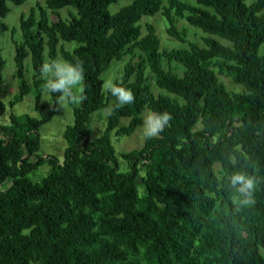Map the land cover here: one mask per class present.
Instances as JSON below:
<instances>
[{"label": "trees", "instance_id": "trees-1", "mask_svg": "<svg viewBox=\"0 0 264 264\" xmlns=\"http://www.w3.org/2000/svg\"><path fill=\"white\" fill-rule=\"evenodd\" d=\"M27 1L0 0V19L10 3ZM123 1L130 5L112 14L110 6ZM248 1L45 0L22 17L19 98L9 104L35 92L39 117L11 113L0 125V264H264V0ZM69 7L77 16L50 20L49 12ZM159 14L169 36L188 48L162 50L152 25L143 34V18ZM179 20L207 35L204 46L187 41ZM9 30L0 23V36ZM65 43L78 47L69 51ZM47 52L49 60L61 56L85 68L84 101L64 133L63 160L39 156L41 128L59 106L53 98L51 110L41 104ZM126 57L116 83L135 100L120 107L103 90V75ZM4 66L0 53V87ZM219 76L243 91L230 92ZM109 106L106 130L93 137V115ZM7 109L0 100V118ZM146 110L171 114L170 126L117 155L111 136L135 134ZM45 165L50 173L34 183L30 176ZM235 172L256 179L254 204L229 194Z\"/></svg>", "mask_w": 264, "mask_h": 264}, {"label": "rangeland", "instance_id": "rangeland-1", "mask_svg": "<svg viewBox=\"0 0 264 264\" xmlns=\"http://www.w3.org/2000/svg\"><path fill=\"white\" fill-rule=\"evenodd\" d=\"M167 2V0H164ZM257 0H249L248 3L251 4L256 2ZM166 4V3H165ZM38 5L45 7V0H28L22 6H16L12 3L9 4L10 13L5 19H0V23L5 24L9 27V31L3 33L0 36V53L2 56V60L5 63L3 69V83L0 87V100H2L5 104H7V113L5 117L0 118V125H6L9 123V116L11 113L17 116H31V117H39V114L35 111L36 104V94L33 92L29 96L25 97L22 101L14 102L16 103L14 107H10L11 102L17 101L19 98V81L16 76V44H21L23 42L22 32L20 30L21 19L22 17H28L32 9L36 8ZM130 5V2L123 1L119 2L115 5H111L109 10L112 14H117L121 9L126 8ZM77 16V10L69 7L63 10L58 11L53 14L49 12V18L51 21H57V18H61L62 20H70V16ZM152 25L157 30V35L161 40V48L162 50H174V49H185L189 47V44H183L176 39L169 36L167 29L169 26V22L166 17L162 14L156 15L154 17H144L141 26L143 29V34L147 33V26ZM176 26L179 31L186 30L187 31V41L190 43H195L199 46H204L203 38L205 35L200 29L193 28L189 26L186 21L179 20L176 22ZM222 44L229 45V43L225 40L217 38ZM64 47L73 51L78 47L77 43H65ZM260 54H264V45L260 49ZM140 56H136L135 62L140 60ZM58 58H62L59 56ZM63 59V58H62ZM130 57H126L122 62L115 63L105 75H103L104 81L108 78H112L115 82L119 80L122 76L125 65L130 61ZM45 60L48 61V52L45 54ZM174 67H177L181 70L182 75L184 72V68L176 63H173ZM26 68V77L30 83H33L34 80V71L31 63V59H27L25 62ZM167 68V66H166ZM169 69V67H168ZM220 80L225 84L226 88L230 92L240 93L243 91V88L237 84H235L230 78L219 76ZM154 92L158 95L160 93L167 94L164 91L159 90L155 84H152ZM83 91V83L81 85ZM82 91L80 94H82ZM41 104L47 110H51L53 108V99L44 95L42 92ZM78 106H69L65 110L58 106L56 114L54 118L47 124H45L41 128V149L39 152V156L41 157H49L54 156L59 158L60 160L64 159L65 150L67 148V143L64 139V133L66 129L74 124V109L79 108ZM112 111L111 106L103 109L100 112H97L92 117V122L89 125V130L93 137H99L103 134V132L107 128L108 117ZM150 110H146L143 113V117L145 113ZM124 123H128V121H124ZM112 144L116 150L117 155L121 153H129L131 151L141 149L145 144V139L141 134V128L135 132L130 137H121L118 138L114 134L111 136ZM120 161L121 172H126L125 163L122 160ZM219 167H216L217 172H219ZM50 167L45 165L41 167L36 173L30 176V179L34 183H40L48 174L50 173Z\"/></svg>", "mask_w": 264, "mask_h": 264}, {"label": "clouds", "instance_id": "clouds-1", "mask_svg": "<svg viewBox=\"0 0 264 264\" xmlns=\"http://www.w3.org/2000/svg\"><path fill=\"white\" fill-rule=\"evenodd\" d=\"M39 75L43 81L42 90L45 96L53 98L55 104L66 109L78 106L84 101L81 95V85L85 79V68L82 63H72L62 58L50 59L39 68ZM102 88L109 93L117 103L123 107L134 102L133 93L116 83L112 78L104 81ZM173 117L167 112L145 113L141 126V134L145 140L159 137ZM227 188L232 199L242 205L255 203L257 181L243 172H235L227 178Z\"/></svg>", "mask_w": 264, "mask_h": 264}]
</instances>
